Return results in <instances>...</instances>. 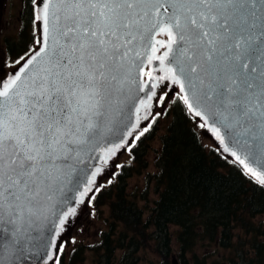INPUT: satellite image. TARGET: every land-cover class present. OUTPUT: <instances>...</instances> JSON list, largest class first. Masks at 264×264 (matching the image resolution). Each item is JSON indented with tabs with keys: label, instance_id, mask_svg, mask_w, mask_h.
Instances as JSON below:
<instances>
[{
	"label": "snow or ice",
	"instance_id": "1",
	"mask_svg": "<svg viewBox=\"0 0 264 264\" xmlns=\"http://www.w3.org/2000/svg\"><path fill=\"white\" fill-rule=\"evenodd\" d=\"M29 4L40 25L34 37L39 47L14 58L20 66L10 75L0 67V264H19L39 246L46 223H55L59 236L76 215L75 207L60 210L65 189L84 156L112 131L136 83L133 69L151 81L148 99L160 82L178 85L177 99L199 127L211 121L209 130L224 151L264 186V0ZM160 49L165 51L157 55ZM145 59L148 65L159 61L163 75L145 72ZM6 61L0 49V65ZM147 86L139 85L141 91ZM125 144L108 148L105 157ZM99 172L79 191V203L93 191ZM48 247L54 250L48 260L61 264L63 248L51 241Z\"/></svg>",
	"mask_w": 264,
	"mask_h": 264
},
{
	"label": "trees",
	"instance_id": "2",
	"mask_svg": "<svg viewBox=\"0 0 264 264\" xmlns=\"http://www.w3.org/2000/svg\"><path fill=\"white\" fill-rule=\"evenodd\" d=\"M164 118L154 158L157 199L148 215L131 197L128 181L148 166L149 141L161 128L159 116L148 121L149 130L139 140L130 141L129 145L135 143L128 150L130 159L116 166L113 180L93 194V207L108 206V229L94 244H75L67 264L82 261L86 248L97 264H136V252L146 245L159 256L157 264H171L173 255L178 264H207L211 253H197L199 246L219 249L218 264H264V186L247 175L221 144L205 148L198 118L176 94ZM58 257L62 264L64 253Z\"/></svg>",
	"mask_w": 264,
	"mask_h": 264
},
{
	"label": "rangeland",
	"instance_id": "3",
	"mask_svg": "<svg viewBox=\"0 0 264 264\" xmlns=\"http://www.w3.org/2000/svg\"><path fill=\"white\" fill-rule=\"evenodd\" d=\"M4 8L3 12L0 14V34L3 36L4 41L3 46H1V49H3L7 61L6 64L0 65L3 67V72L7 74H11L13 71H15L16 68H18L20 65L11 64V61L13 58H11L9 55L7 48L8 43H11L15 40H19L20 38V30L22 27L21 24V18L24 17V15L21 14L22 11H24V6L21 4L20 0H4ZM32 33L36 36H40V25L38 22L35 21L34 25H32ZM164 37V36H162ZM8 38L7 42L4 40ZM166 39V38H165ZM0 41V42H1ZM32 47L38 48L39 45L34 43V39L32 40ZM15 51V50H14ZM13 51V52H14ZM165 49H160V51L157 53V55H161ZM13 56H15L13 54ZM16 58V57H14ZM159 62V61H158ZM154 70V75L160 76L163 75V72L160 71V62L157 65H154V61L151 65H148L145 67V72ZM145 80L148 78L145 77ZM155 96H152L151 99H148L146 101L145 105L143 106L142 112L140 114V121L137 122L134 126V132L133 130L132 135L128 136L127 144H125L124 147L120 148L115 155L110 157L104 156V162H100L102 164L99 168L100 172L95 177V185L93 186V191L88 194V197L84 198L83 203L77 202L74 207L76 208V215L71 216V218L68 220V222L64 225L63 230L60 231L59 236L55 234L54 237V243L58 247L63 248V253L65 255V260L62 264H67L66 260L68 259V255L71 251V249L74 247L75 244L83 243L85 247L88 245L96 243L100 238V233L102 231H106L108 229V222H109V209L107 205H99L93 207V204L89 197H92L93 194L97 193L95 191L96 187H99V189H103V187L107 186L106 184L110 183L113 180V172L117 170L116 166L127 163L130 159L129 152H128V146L130 144V141L136 136L139 131L143 130L148 121L155 116H159L161 119V122L159 125L161 128L158 130L156 137L153 140L149 141L150 144V150L148 151L146 157L148 160V166L142 174H134L129 179V188L128 191L131 194V197L135 199L137 202V205L139 208L143 209L145 216L148 215L150 208L154 205V201L157 199V193L155 192V178H153L154 173H156V165H155V150H157L160 147L161 139L160 137L164 133V125L166 123V119L164 118V112L166 110V106L169 102L168 97L173 96L174 94L179 93V86L172 84L170 81L165 80L163 82L159 83V86L155 88ZM164 96V103L161 104L160 97ZM147 116V119L144 117ZM203 123V121H200ZM200 134L202 143L205 146L206 149L218 147L220 145L219 141L215 138L214 134L209 130V127L201 128ZM130 137V138H129ZM234 158V157H233ZM235 159V158H234ZM96 171V170H95ZM148 175L151 177V179L148 177ZM111 177V178H110ZM99 192V191H98ZM175 228L172 227L171 230H174ZM174 242V239H173ZM153 249L152 246L146 245L143 246V249L141 248L136 254L138 255V260L136 261V264H151V263H158L159 256H156V254L151 251ZM122 250H118V254ZM196 252L201 253H211V256L207 259V264H213L214 261L217 262L216 259L220 258V250L214 247L204 248L203 246H199L196 249ZM54 255V250L52 249L51 254ZM59 255V254H58ZM83 260L79 261L78 264H97L95 263L94 254L86 248L83 252ZM175 255H173V258ZM59 258V257H58ZM45 264H52L51 260L46 261ZM218 264V262L216 263Z\"/></svg>",
	"mask_w": 264,
	"mask_h": 264
},
{
	"label": "water",
	"instance_id": "4",
	"mask_svg": "<svg viewBox=\"0 0 264 264\" xmlns=\"http://www.w3.org/2000/svg\"><path fill=\"white\" fill-rule=\"evenodd\" d=\"M158 63V61H154V65ZM146 65L147 61L145 59L143 70ZM132 76L136 77V83L131 84L127 90L128 99L125 100L122 106V112L117 115L112 131L106 133L95 148L84 156V162L78 166V171L73 177L72 184H69L65 189L64 202L60 208L61 211L69 207H74L78 200L79 191L83 189L86 181L92 178L91 173L95 172L100 162L103 161L105 151L118 143H122L126 139L145 105H141L140 101L144 100L145 103L148 101V97L152 92L151 81L147 80L145 84L148 86L141 91L139 85L143 83V75L139 74L138 69H133ZM137 108H139V112L136 111ZM209 126L211 127V121L209 122ZM225 139L229 148L235 150L232 143L229 142V138L226 136ZM56 231L57 227L55 223H46L40 233L39 246L27 252L25 257L19 261V264H45L48 259L47 256L52 251L48 247V243L50 241L54 242ZM171 263L178 264V261L176 258H173Z\"/></svg>",
	"mask_w": 264,
	"mask_h": 264
},
{
	"label": "flooded vegetation",
	"instance_id": "5",
	"mask_svg": "<svg viewBox=\"0 0 264 264\" xmlns=\"http://www.w3.org/2000/svg\"><path fill=\"white\" fill-rule=\"evenodd\" d=\"M20 1H21L22 5H25L24 11L21 12V14L24 15V17L21 18L22 27H21V30L19 33L20 38H19V40H15L11 43H8V48H7L8 53L12 54L9 56L13 59H14V57H18L21 54H23L30 47L34 48V47H32V43L31 42L29 43V40L31 39V37L33 39H34V37H36L32 33V30H30V28H32V25H34V23H35V20L33 19L34 5H30L29 0H20ZM4 2H5L4 0H0V14L3 12ZM1 39L3 40V36L0 34V41H1ZM4 40L7 42V40H9V39L6 38ZM3 44H4V41H1L0 42V49H1V46H3ZM13 54L15 56H13ZM13 59H12V61H13ZM21 63H23V61H21ZM0 67H2V66H0ZM2 70H3V67H2ZM70 218L71 217H69V219Z\"/></svg>",
	"mask_w": 264,
	"mask_h": 264
},
{
	"label": "bare ground",
	"instance_id": "6",
	"mask_svg": "<svg viewBox=\"0 0 264 264\" xmlns=\"http://www.w3.org/2000/svg\"><path fill=\"white\" fill-rule=\"evenodd\" d=\"M166 37H162V36H159L157 37V39H165ZM127 141V140H126ZM123 143V142H122ZM102 164H99L98 168L101 166Z\"/></svg>",
	"mask_w": 264,
	"mask_h": 264
}]
</instances>
